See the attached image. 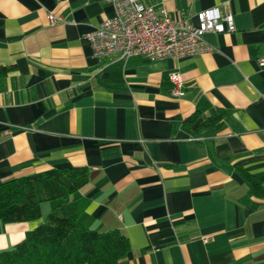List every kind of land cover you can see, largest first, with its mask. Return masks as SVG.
<instances>
[{
	"label": "crops",
	"instance_id": "0c3cea01",
	"mask_svg": "<svg viewBox=\"0 0 264 264\" xmlns=\"http://www.w3.org/2000/svg\"><path fill=\"white\" fill-rule=\"evenodd\" d=\"M139 1L192 22L224 7L235 29L182 58H97L85 35L113 16L110 2L0 0V182L85 166L67 198L87 199L83 226L128 238L116 264H264V196L243 176L264 188V0ZM60 202L0 220V253Z\"/></svg>",
	"mask_w": 264,
	"mask_h": 264
},
{
	"label": "trees",
	"instance_id": "16d2710c",
	"mask_svg": "<svg viewBox=\"0 0 264 264\" xmlns=\"http://www.w3.org/2000/svg\"><path fill=\"white\" fill-rule=\"evenodd\" d=\"M9 67L0 66V77ZM220 114L201 126L214 124ZM194 117L187 121H194ZM85 166H65L0 182V220L17 222L41 217V204L61 200L43 221L11 250L0 253V264H116L130 249L128 238L117 229L96 231L78 217L87 199L73 195L88 181ZM255 195L264 188L248 173L243 175Z\"/></svg>",
	"mask_w": 264,
	"mask_h": 264
},
{
	"label": "built area",
	"instance_id": "2783aa9c",
	"mask_svg": "<svg viewBox=\"0 0 264 264\" xmlns=\"http://www.w3.org/2000/svg\"><path fill=\"white\" fill-rule=\"evenodd\" d=\"M105 1L113 5V16L102 20L85 35L97 58L114 55L126 60L138 54L151 60L182 58L210 49L203 39L206 33L235 29L233 15L224 7L199 11L195 14L196 22H192L187 18L174 20L163 6L146 5L139 0ZM60 20L59 16L48 14L50 24ZM170 81V94L181 95L180 75L173 73Z\"/></svg>",
	"mask_w": 264,
	"mask_h": 264
},
{
	"label": "rangeland",
	"instance_id": "374dc122",
	"mask_svg": "<svg viewBox=\"0 0 264 264\" xmlns=\"http://www.w3.org/2000/svg\"><path fill=\"white\" fill-rule=\"evenodd\" d=\"M48 212V211H47ZM47 213H45V216H46Z\"/></svg>",
	"mask_w": 264,
	"mask_h": 264
}]
</instances>
